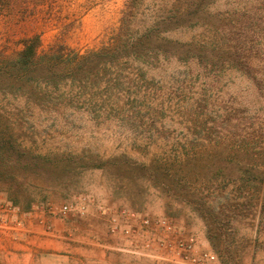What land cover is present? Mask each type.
<instances>
[{
    "label": "rangeland",
    "instance_id": "374dc122",
    "mask_svg": "<svg viewBox=\"0 0 264 264\" xmlns=\"http://www.w3.org/2000/svg\"><path fill=\"white\" fill-rule=\"evenodd\" d=\"M35 33L42 51L64 45L86 57L30 98L0 95V163L19 182L14 196L0 184V195L34 199L27 209L16 201L17 233L28 216L69 245L30 264H174L117 250L107 228L95 244L68 228L57 237L35 208L79 194L95 198L93 211L171 218L199 236L212 264H264V0L3 6L0 54ZM0 255L8 264L7 248Z\"/></svg>",
    "mask_w": 264,
    "mask_h": 264
},
{
    "label": "built area",
    "instance_id": "2783aa9c",
    "mask_svg": "<svg viewBox=\"0 0 264 264\" xmlns=\"http://www.w3.org/2000/svg\"><path fill=\"white\" fill-rule=\"evenodd\" d=\"M95 203L94 197L79 194L61 204L37 206L35 212L38 210L48 218L84 216ZM99 212L105 215L107 232L117 240L113 246L119 251L174 264H212L216 260L215 254L202 246L195 232L167 216L148 215L125 205L99 206ZM22 214L18 205L1 194L0 236L16 233L22 224ZM50 227L51 223L47 224L46 230L50 231Z\"/></svg>",
    "mask_w": 264,
    "mask_h": 264
},
{
    "label": "trees",
    "instance_id": "16d2710c",
    "mask_svg": "<svg viewBox=\"0 0 264 264\" xmlns=\"http://www.w3.org/2000/svg\"><path fill=\"white\" fill-rule=\"evenodd\" d=\"M10 1L0 0V11ZM40 48L41 38L35 33L22 39V47L19 50L11 54H0V95L30 98L36 91L35 87L44 83L51 84L52 79L62 72L73 71L79 64L82 65L86 57H80L77 53L71 54V51L66 52L67 48L64 45L51 47L47 51H42ZM7 171L0 163V184L9 189L18 186L19 182L13 175L7 174ZM10 191L13 196L16 195L14 189ZM6 197L16 205H18L16 201L22 199L25 209L34 201L29 195L14 199L10 196Z\"/></svg>",
    "mask_w": 264,
    "mask_h": 264
},
{
    "label": "crops",
    "instance_id": "0c3cea01",
    "mask_svg": "<svg viewBox=\"0 0 264 264\" xmlns=\"http://www.w3.org/2000/svg\"><path fill=\"white\" fill-rule=\"evenodd\" d=\"M50 219H53L52 222L58 232L57 237H61V230L63 228H68V230L71 231L70 233L73 234V239L80 240L81 238L84 239L83 236H85V238H88V240H91L94 244L100 241L99 236L95 234L96 228H99L102 233H104L107 228L105 215L100 212L93 211L92 209L89 210L88 217L86 218H78L74 215H69L63 219L53 217ZM23 226L22 232H16L12 236L8 237L0 236V251L7 248L8 264H16V262L18 264H30L33 263V259L40 260L49 255H56V252H61L69 246L61 239H54L41 235L39 233V227L35 224L31 217H26ZM104 240L105 238L103 240L101 239V241ZM109 242H111L110 239L108 243ZM102 244H104V242H102ZM33 245L41 247L42 249L36 253H32L34 249ZM17 246L21 248V252H19L18 257L15 252ZM0 262L2 264L5 263L1 255Z\"/></svg>",
    "mask_w": 264,
    "mask_h": 264
}]
</instances>
